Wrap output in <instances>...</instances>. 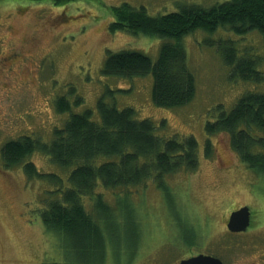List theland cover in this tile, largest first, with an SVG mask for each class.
I'll return each mask as SVG.
<instances>
[{"label": "rangeland", "instance_id": "374dc122", "mask_svg": "<svg viewBox=\"0 0 264 264\" xmlns=\"http://www.w3.org/2000/svg\"><path fill=\"white\" fill-rule=\"evenodd\" d=\"M226 1L0 0V264H53L61 257L37 213L41 182H30L21 167L6 169L1 148L23 136L50 143L71 113L92 110V119L99 118L97 102L102 97L119 110L134 108L139 120H152L159 137L193 136L199 145L196 171L166 177L168 198L152 180L131 196L140 222L130 213L128 219H116L119 225L111 236L117 252L109 247L105 264H179L200 253L218 256L223 264H264V182L232 149L228 134L206 131L207 123L229 113L247 92H264V80L235 76L220 51L224 43L233 42L239 57L257 59L264 77L262 34L218 30L186 35L183 44L196 93L178 108L154 104L152 76L129 80L102 72L109 52L140 51L156 61L166 41L112 31L121 8H144L159 17L187 6L208 9ZM62 97L69 101L70 112H58ZM208 139L210 156L205 153ZM31 160L42 173L68 176L41 152ZM105 197L116 205L114 192L106 191ZM243 206L250 207L252 223L242 234L231 233L228 218ZM192 229L198 236H192V244L180 245L178 240L184 242L183 234Z\"/></svg>", "mask_w": 264, "mask_h": 264}, {"label": "trees", "instance_id": "16d2710c", "mask_svg": "<svg viewBox=\"0 0 264 264\" xmlns=\"http://www.w3.org/2000/svg\"><path fill=\"white\" fill-rule=\"evenodd\" d=\"M125 7L110 26L112 31L127 30L166 41L156 61L140 51L109 52L102 72L129 80L152 76V101L161 108L184 106L195 96L196 79L183 44L186 35L226 30L244 36L259 31L264 40V0H229L208 9L187 6L159 17L150 16L144 8ZM220 51L235 76L245 81L264 80L257 59L239 57L233 42L224 43ZM56 105L58 112H70L65 97ZM97 110L99 118L94 119L92 110L71 113L63 127L55 129L50 143L23 136L1 148L6 169L21 167L30 182L42 184L37 213L46 233L54 238L57 256L61 255L53 264H105L109 247L117 252L111 236L119 225L116 219H128L126 213H130L140 222L131 196L152 180L168 198L171 189L166 177L198 168L199 145L193 136L159 137L152 120H139L134 108L119 110L103 97ZM206 131L209 135L228 134L232 149L264 182V92H247L229 113L222 112L216 122L207 123ZM36 152L49 157L67 178L40 172L31 160ZM205 153H212L210 139ZM106 191L117 195L116 205L105 197ZM192 236H198L196 229L183 234L180 245L192 244Z\"/></svg>", "mask_w": 264, "mask_h": 264}, {"label": "water", "instance_id": "95a60500", "mask_svg": "<svg viewBox=\"0 0 264 264\" xmlns=\"http://www.w3.org/2000/svg\"><path fill=\"white\" fill-rule=\"evenodd\" d=\"M251 225V211L243 206L231 212L227 228L231 233L245 232ZM180 264H223L222 260L212 255L199 254L182 260Z\"/></svg>", "mask_w": 264, "mask_h": 264}, {"label": "bare ground", "instance_id": "6f19581e", "mask_svg": "<svg viewBox=\"0 0 264 264\" xmlns=\"http://www.w3.org/2000/svg\"><path fill=\"white\" fill-rule=\"evenodd\" d=\"M251 223H252V221H251ZM248 229H249V228H248ZM248 229H247V230H248ZM247 230H246V231H247ZM200 254H204V253H200ZM198 255H199V254H198ZM205 255H206V254H205ZM207 255H210V254H207ZM212 256H214V255H212ZM215 257H216V256H215Z\"/></svg>", "mask_w": 264, "mask_h": 264}, {"label": "flooded vegetation", "instance_id": "af4514ba", "mask_svg": "<svg viewBox=\"0 0 264 264\" xmlns=\"http://www.w3.org/2000/svg\"><path fill=\"white\" fill-rule=\"evenodd\" d=\"M252 221V220H251ZM243 233V232H242ZM242 233H234V234H242ZM207 255V254H206Z\"/></svg>", "mask_w": 264, "mask_h": 264}]
</instances>
